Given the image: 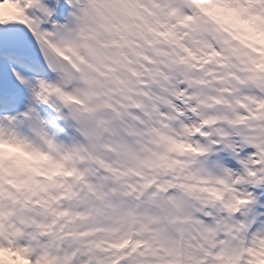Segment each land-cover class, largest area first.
<instances>
[{"label": "snow or ice", "instance_id": "snow-or-ice-1", "mask_svg": "<svg viewBox=\"0 0 264 264\" xmlns=\"http://www.w3.org/2000/svg\"><path fill=\"white\" fill-rule=\"evenodd\" d=\"M0 264H264V0H0Z\"/></svg>", "mask_w": 264, "mask_h": 264}]
</instances>
